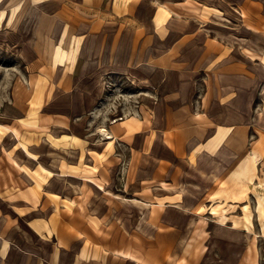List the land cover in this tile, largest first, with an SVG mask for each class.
<instances>
[{"label":"crops","instance_id":"crops-1","mask_svg":"<svg viewBox=\"0 0 264 264\" xmlns=\"http://www.w3.org/2000/svg\"><path fill=\"white\" fill-rule=\"evenodd\" d=\"M74 117L125 149L91 146ZM250 127L264 131V0L1 3L0 264H213L197 207L237 175L247 192L264 160ZM119 156L117 184L104 158Z\"/></svg>","mask_w":264,"mask_h":264},{"label":"rangeland","instance_id":"rangeland-1","mask_svg":"<svg viewBox=\"0 0 264 264\" xmlns=\"http://www.w3.org/2000/svg\"><path fill=\"white\" fill-rule=\"evenodd\" d=\"M23 1L24 4H26L29 0ZM15 2L16 0H0V6L1 3L15 5ZM114 116L115 117H113L112 119L106 118V124H111V121H114L115 119L121 117V115ZM31 119L32 118L30 117L28 120ZM39 119L40 120H36V122H39L38 126H24L23 133L25 135H30L32 133L42 134L43 132H45V129L48 127L49 120L44 117H40ZM99 124L101 126L102 123H95V125L89 127L87 130L83 127V125L80 124L79 118L74 117L72 118V125L70 128L74 134L80 135L84 131V136H89L93 138L88 143L91 146L99 145L100 149L110 151L117 149H125L124 146L121 145L122 143H115V145L114 143H108L107 139L104 138L105 136H109L108 132H106L104 129L103 132H98V130H96V127L99 126ZM123 130L124 128L122 126H117L116 131L118 133H122ZM55 132L57 131H54V133ZM257 133L260 135L261 140L264 139V131H261V129L258 130L255 127H250L248 130L249 140L254 138ZM80 143L81 142L78 138L72 137L70 145L73 149V153H71L68 158V160H71V162H75L77 160L74 156V151L80 148ZM56 144L63 145L64 142ZM260 146L262 148V146H264V142H262ZM60 159L62 160L61 163L64 166V159L62 157ZM112 159L108 160L104 158V161L105 164L109 166H113L115 165V163L118 164L117 166H115V169H113L112 172L114 182L119 184V182L123 179V172L127 164V158L126 156H119V158ZM78 166L79 165H77L76 167L71 166V171H79ZM262 167H264V160L261 161L260 168L257 171H255V167L252 168V173L249 170V175L247 179V192L245 191L244 193H242L241 190L234 188L235 186H239L241 181V179L237 175L235 176V178L233 177V179H231V181L229 182L227 181L226 183H224L222 180L216 183L215 189H211L208 193L209 196L207 198L211 200V203H209V205L207 206L200 205L197 207V209L201 210L200 214L203 217L200 218L201 220L196 225V228L197 230H199L200 233V242L196 246L195 251L198 252L205 249V245L201 244L202 242H205L209 249H211L213 257L215 258L213 264H224V259L227 260L226 264H264V228H261V221H259V218H256L257 202L254 198L257 192H260L262 198H264V184H261V182H264V171H262L264 170V168ZM256 182H260L261 185L256 187ZM227 201H230L231 204H228L229 202ZM243 201L248 204V211L251 213V225L249 224L248 228H245V223L242 220L243 209L240 202ZM219 225H222L226 228H230L233 226L232 229H234V232L223 233V231H220L219 236H217L216 233L215 237L213 230ZM214 238H216V246L220 245L218 240H221L222 244L223 242L225 243L224 256L221 255L220 257L217 249L212 248ZM256 250L258 251V255H256ZM205 259L206 258L204 256L203 260L205 261Z\"/></svg>","mask_w":264,"mask_h":264},{"label":"bare ground","instance_id":"bare-ground-1","mask_svg":"<svg viewBox=\"0 0 264 264\" xmlns=\"http://www.w3.org/2000/svg\"><path fill=\"white\" fill-rule=\"evenodd\" d=\"M116 120V119H115ZM109 137V136H108Z\"/></svg>","mask_w":264,"mask_h":264}]
</instances>
